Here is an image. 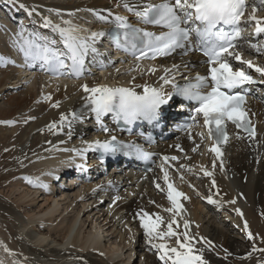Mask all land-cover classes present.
<instances>
[{
  "label": "bare ground",
  "instance_id": "6f19581e",
  "mask_svg": "<svg viewBox=\"0 0 264 264\" xmlns=\"http://www.w3.org/2000/svg\"><path fill=\"white\" fill-rule=\"evenodd\" d=\"M129 2L139 4L141 0ZM10 4L16 10L23 9L18 4L25 5L29 10L35 9L31 24L38 28L41 35L52 37L50 39L56 40L57 44L60 43L59 35L56 33L53 36L54 32L41 27L42 17L62 26V14H70L81 23V19L89 14L94 19L93 11L105 16L110 11L139 24L134 15L122 5L118 6V0H17V4ZM57 12H60L59 15ZM2 21L6 23L5 19ZM89 21L92 22L91 19ZM94 23L98 21L94 19ZM11 31L18 32L14 26L0 34L2 38L5 37V40L0 38V56L15 61V65L0 67V121L14 122L12 125L0 123V264H124L122 257L127 250L138 256L141 253L142 264H159L157 258L152 256L153 248L137 215L141 209L149 214L161 215L165 221L161 225L162 230L171 219L170 214L164 211L172 205L167 199L164 175L158 169L141 181L139 176L135 179L124 176L119 182L110 175L105 179L75 182L61 192H53V188L43 190L41 186L50 187V175L58 170V166L81 158L71 149L84 148L94 139L102 138L97 131L95 116L91 113L82 122L73 121L71 127L67 122L60 126L61 114L84 111L85 94L80 90V85L135 87L137 92H142L145 84L159 87L163 83L159 77L165 74L166 69L175 72V79L178 73L189 76L191 68L187 66L186 70L185 65L197 64L198 60L164 61L155 66L145 63L110 65L113 61H108V68L96 69L98 74H93L95 70L90 68L84 79L65 83L44 78L42 72L26 73L23 56L17 50H12L13 43H10L9 36L14 37V33ZM241 49L264 67V53H257L246 46ZM174 64L180 66L179 71L172 69ZM136 65L139 68L133 70ZM150 69L156 71L150 73ZM24 78L30 85L22 88ZM43 81L48 85H42ZM167 86H164L165 91L168 90ZM47 96H51V100H45ZM57 102L59 107L53 108L52 105ZM249 107L257 124L255 136L233 132L228 144L221 150L230 153L227 155L224 152L221 162L215 157L213 161L215 153L209 151L211 145L206 140L201 141L198 136L194 141L183 137L178 139L189 157L185 160V155L179 156L184 161L180 165L178 163L176 168L192 177L191 184L181 171L183 178L175 174L174 162L166 166L168 182L187 197L180 198L183 212L176 217L180 224L176 230L182 233L183 223L187 220L190 222V235L197 240L203 238L211 241V245H195L207 264H264V252L259 251L264 249V108L256 103H250ZM53 123L58 127L50 131L48 125ZM202 143L208 145L205 156L202 153L204 148L198 149ZM164 148L167 154H176ZM163 150L162 147L157 149ZM205 170L213 175L205 176ZM199 175L210 180V188H204L202 193L192 186ZM25 177L34 184H29ZM157 184L161 186L160 189L156 187ZM117 196L119 200L115 199ZM218 197L221 201L216 208L234 217L238 232L246 237L249 231L253 234V239L246 241V250L239 248L229 226L210 215L209 207L213 203L208 202L209 198L216 201ZM233 200L234 204L230 202ZM237 209L243 215L238 214ZM131 227L136 237L128 246L125 235L129 234ZM143 241L145 247H139ZM167 243L174 246L175 238Z\"/></svg>",
  "mask_w": 264,
  "mask_h": 264
},
{
  "label": "snow or ice",
  "instance_id": "6c2138e0",
  "mask_svg": "<svg viewBox=\"0 0 264 264\" xmlns=\"http://www.w3.org/2000/svg\"><path fill=\"white\" fill-rule=\"evenodd\" d=\"M17 4V0H9ZM264 3V0H261ZM137 18L143 25H150L160 29L159 32L150 31L146 27H137L130 23L126 17L114 15L110 11L108 15H102L93 11V15L103 23L111 25L108 30H100L90 33L87 37L80 35L81 29L72 25L71 21L64 20L60 24H54L51 19L42 17L41 27L50 29L60 37L63 49L55 47L56 40H50L36 32L20 28L13 40V46L23 56L26 65L40 63L45 66L53 77H68L81 79L84 75L85 60L91 53L99 55L96 44L102 39L108 38L110 43L118 50L130 52L137 61L143 59L155 60L160 56H167L177 49L182 50L186 55L188 51L195 50L202 52L206 57V75L197 74L185 84L175 83V72L165 70V74L159 77L163 83L159 87L145 84L142 92H137L135 87H109L107 85L89 86L87 83L80 85V90L85 94V101L82 112H72L60 115V126L67 122L71 127L73 121H83V118L91 113L95 121L101 126V130L108 133L110 130L103 126L102 118L111 113L117 120H123L125 124H132L137 120L157 121L161 115V107L173 101L175 97L183 101L194 103L193 121L198 116L203 118V126L207 129L208 138L212 140L213 146L209 151L216 154L217 158L222 156L220 144L228 140L226 126L228 122L238 129L243 128L250 136H255L252 128L247 126L246 111L242 108L245 102V95L235 92L234 89H241L245 85L254 82L253 76L243 69H234L231 60L239 64H246L248 69L254 70L264 78V67L255 65L251 60H245L243 54L238 50L240 42L245 40V26L254 23V36L259 38L264 35V18L257 16L260 10L257 6L249 5L248 0H159L153 3L147 0L139 4H132L129 0H118V6ZM19 8L25 9L28 16H32L35 9H27L25 5L18 4ZM51 11V10H50ZM57 15L59 13L57 12ZM249 46L257 53H264V39H257L255 42L247 41ZM9 64L15 65V61L0 56V67ZM179 65H173L172 69L179 71ZM139 65H136V70ZM119 71V70H117ZM154 73L155 69H150ZM261 82H264L262 79ZM170 86L171 91L166 92L164 86ZM51 100V96L44 98ZM59 107V102L52 105ZM6 125H12L13 121H0ZM58 125H48L49 130L57 129ZM191 128V125H188ZM203 137V133L200 134ZM134 149L138 158L149 159L150 154L142 148L132 144H125L117 140L115 136L103 141L96 140L87 143L81 149H71L76 156L84 158L88 151H99L102 153L100 162L104 163V156H115L118 152L129 155ZM69 151V149H64ZM196 149H193L195 151ZM165 163L169 160H176L173 157H163ZM84 167V165H78ZM215 167V164H213ZM223 170V164L221 163ZM164 180L167 184V199L172 207L164 209L171 216L166 227L162 230L161 225L165 224L164 218L159 214H149L141 209L137 213L140 219V226L144 229L145 236L151 248L159 253V259L163 264H207L204 257L198 253L195 245L203 243L211 245V241L203 238L197 240L190 235V222L183 223L184 231H177L180 224L177 216L183 212L180 198L183 193L177 191L172 183L168 182V173L164 170ZM205 176L213 174L204 171ZM29 184L34 182L25 177ZM215 187V180L212 181ZM44 187H47L44 185ZM156 187L160 189V185ZM119 200L120 197H115ZM209 203H215L209 198ZM235 203V200L230 201ZM238 214L243 215L239 209ZM153 215L155 218L153 219ZM174 225L176 228H174ZM248 225L245 223V229ZM175 238V245L170 246L167 241ZM248 239H253V234L248 232ZM153 241H161L154 243ZM5 251H8L5 248ZM202 251V250H201ZM264 252V249H259ZM12 254V253H10ZM103 255V253H101Z\"/></svg>",
  "mask_w": 264,
  "mask_h": 264
},
{
  "label": "rangeland",
  "instance_id": "374dc122",
  "mask_svg": "<svg viewBox=\"0 0 264 264\" xmlns=\"http://www.w3.org/2000/svg\"><path fill=\"white\" fill-rule=\"evenodd\" d=\"M83 1H86V0H83ZM37 30V27H35V26H30L29 27V31H36ZM11 33H14V32H12L11 31ZM0 38H2V36L0 37ZM14 38L15 37H13V36H9V40H10V43H13V40H14ZM2 39H4L5 40V37H3ZM12 49V48H11ZM97 76V75H96ZM125 76H122V78H124ZM23 81H22V83H21V86H22V88H25V87H28L30 84L29 83H26L25 81V78L24 79H22ZM42 85H48L47 83H46V81H43L42 82ZM45 86V87H46ZM18 91H22V89H18ZM17 91V92H18ZM15 94V93H14ZM82 132H84V131H82ZM204 152H202V153H204L203 155H205V150H203ZM202 153H200V154H202ZM230 153V152H229ZM229 153H227V155L229 154ZM212 163H214V162H212ZM180 171L184 174L185 172L184 171H182L181 169H180ZM179 171V172H180ZM185 175V177H186V181L189 183V184H191V182H192V177L189 175H186V174H184ZM180 176L183 178L184 176H182V174L180 173ZM68 185H70V184H68ZM193 189L196 191V190H201L200 192H203L205 189L204 188H206V189H208V187H209V183H208V181L206 180V177H204V176H200L199 175V177H198V179H196V181H194L193 182ZM217 201H221V199L220 198H217ZM206 205V204H205ZM212 210H215V209H211V212H210V214L212 215V213H213V211ZM214 217V216H213ZM133 227V226H132ZM132 227H131V229H130V232H129V234L127 233L126 235H125V239L127 240V244H128V246L130 245L129 243H133V239H135V237H136V233L134 234L133 233V231H131L132 230ZM232 233H233V236L235 237V239L237 240V244H238V246H239V248H241V249H244V250H246V241L248 240V237H246V236H244V235H241L239 232H237V231H232ZM131 236V237H130ZM107 245H108V243H107ZM139 245H141V246H139ZM139 245H137V246H139V247H145V245H146V243H144V241L143 242H141ZM107 249H110V247H106ZM128 249V248H127ZM125 253H124V256L122 257V261L124 262V264H142L141 263V261H140V255H142L141 253H140V255L138 256V254H135V253H132V252H130L129 250H127V251H124ZM153 257H155V258H157V260H159V264H161V260L159 259V253L156 251V249H153ZM131 253V254H130ZM135 254V255H134ZM137 255V256H136Z\"/></svg>",
  "mask_w": 264,
  "mask_h": 264
}]
</instances>
